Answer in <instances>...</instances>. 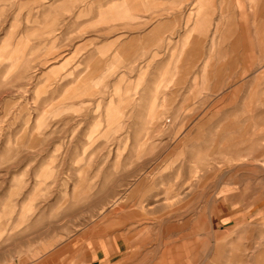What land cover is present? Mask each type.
<instances>
[{"label":"rangeland","instance_id":"374dc122","mask_svg":"<svg viewBox=\"0 0 264 264\" xmlns=\"http://www.w3.org/2000/svg\"><path fill=\"white\" fill-rule=\"evenodd\" d=\"M118 252L264 264V0H0V264Z\"/></svg>","mask_w":264,"mask_h":264},{"label":"crops","instance_id":"0c3cea01","mask_svg":"<svg viewBox=\"0 0 264 264\" xmlns=\"http://www.w3.org/2000/svg\"><path fill=\"white\" fill-rule=\"evenodd\" d=\"M118 249H119V251H121L120 246H118ZM119 256H120L119 252H118V255H115V257H113L112 259H110L109 257H106V256L104 257L103 255L99 256V254L95 255V256L91 255V258H90V261L88 264H109V263L113 264V262L116 261L117 260L116 258H118ZM73 264H76V263H73ZM80 264H82V263H80Z\"/></svg>","mask_w":264,"mask_h":264}]
</instances>
